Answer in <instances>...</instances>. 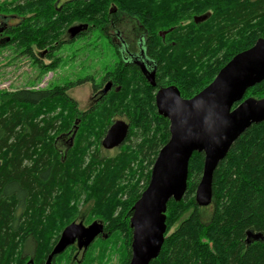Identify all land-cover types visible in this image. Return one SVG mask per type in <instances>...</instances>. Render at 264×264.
Masks as SVG:
<instances>
[{
    "label": "trees",
    "instance_id": "obj_1",
    "mask_svg": "<svg viewBox=\"0 0 264 264\" xmlns=\"http://www.w3.org/2000/svg\"><path fill=\"white\" fill-rule=\"evenodd\" d=\"M93 1L0 4V48L10 45L34 61L32 46L45 51L71 23L101 28L110 9L129 11L128 0ZM72 6L85 9L70 17ZM140 12L138 22L151 35L158 39L159 30L165 33L161 44L168 47L158 65L161 87H176L184 99L209 85L236 54L264 39V0H161V10ZM202 16L207 19L194 23ZM96 17H101L98 25ZM15 19L19 22L11 25ZM52 33H58L56 38ZM116 69L117 65L109 75L119 91L102 96L82 113L56 90L1 95L0 264L16 263L15 254L26 235L32 236L37 262L43 264L53 248V236L73 223L82 196L84 203L93 204L91 216L107 223V240L114 232L126 238L128 264L131 208L148 184L158 151L168 141L169 123L157 114L152 89L140 73ZM245 98L264 99V80L248 89ZM115 117L128 122L124 141L128 145L118 156L100 158L99 149L91 151V146L101 140ZM74 120L78 123L73 126ZM56 132L72 137L64 151L57 149ZM202 168L203 154L193 153L186 191L179 202L167 203L164 241L149 264H264V122L243 132L214 170L207 222L194 199ZM126 171L134 180L140 174L129 189L120 185ZM142 178L144 185L138 191ZM125 192L129 201L113 219L121 206L118 196ZM248 232L262 237L247 241ZM58 238H53L54 245Z\"/></svg>",
    "mask_w": 264,
    "mask_h": 264
},
{
    "label": "water",
    "instance_id": "obj_2",
    "mask_svg": "<svg viewBox=\"0 0 264 264\" xmlns=\"http://www.w3.org/2000/svg\"><path fill=\"white\" fill-rule=\"evenodd\" d=\"M206 19V16L195 17L193 21L199 23ZM86 28L85 24L72 26L67 34L74 38ZM2 31L3 27L0 33ZM164 34L161 33L162 38ZM263 80L264 39H258L251 48L236 54L212 82L193 97L182 98L174 86L161 88L156 93V111L168 120L169 138L156 155L146 188L131 208L128 264H149L158 257L166 232L167 203L170 200L179 202L184 196L188 162L193 153L203 154L202 174L194 199L199 207L209 205L214 170L243 132L264 122V99L245 98L246 91ZM109 87L110 84H106L105 91ZM127 133V124L114 122L106 131L101 147L105 150L120 147ZM99 235L107 237L100 221L86 227L81 223L68 225L61 232L46 264L75 240L80 243V248L87 249ZM261 237L258 233H247V241Z\"/></svg>",
    "mask_w": 264,
    "mask_h": 264
},
{
    "label": "rangeland",
    "instance_id": "obj_3",
    "mask_svg": "<svg viewBox=\"0 0 264 264\" xmlns=\"http://www.w3.org/2000/svg\"><path fill=\"white\" fill-rule=\"evenodd\" d=\"M23 1L24 0H0V4L10 2L15 4L21 3L22 5ZM63 1L67 0H61V2ZM150 1L152 2V0H128V12L117 9L115 14L111 13L108 19L105 20L106 23L101 26L99 25L101 28H95L91 24L83 34L79 35V37H74L69 40V35L66 33L67 30L72 26L80 24V22L76 21L71 23L63 33L60 34L57 40L47 45L45 51L37 50L32 46L31 50L36 57L34 61L24 56L19 49L17 52H14L10 45L9 47L5 46L0 48V97L5 93L10 94L18 90H56L58 93H64L70 101L74 102L77 111L80 113L87 111L92 106L95 95L102 86L103 79L109 77L115 65L116 56L105 36V34L112 33V29L110 28L111 20H115V24L119 26L118 28L124 33L125 39H133L137 31L136 25L138 21L136 20L137 16L133 17L131 12H137L136 15H141L140 11L134 9H150L149 11H153L161 8L155 1L152 3ZM99 2L98 0L93 1L94 4ZM147 2H149V4H147ZM84 9V6H72L71 9H68L70 12L67 10L66 12L70 13L71 17L72 15L75 16L76 13H80L81 15ZM132 17L135 20H132ZM100 18L101 17L94 18L96 25H98L96 21L99 22L98 20H100ZM1 22L2 21H0V25ZM18 22L19 20L15 19L11 21L10 24L15 25ZM138 24H140V22H138ZM61 31L59 33H61ZM57 35L58 33H52L51 37L56 38ZM3 36L8 37V35ZM77 121H73V126ZM57 125L59 127L60 122ZM54 134L56 136L55 142L58 147L57 149H60L61 152L68 148L72 141V137L67 133H59L60 135H58L56 132ZM103 138L104 136L101 137L98 143L91 146V151H94L95 148L99 149L98 156L100 158L118 156L122 149L128 145L124 142L125 144H121L120 147L105 150L101 147ZM126 173L128 174H125V180L120 182V185L123 188L129 189V185L135 182L140 174L136 175L134 180V178L131 179L129 171H126ZM144 174H146V170H144L143 177ZM143 185L144 180L142 178L140 183H138V191L142 189ZM128 197L126 192L118 196V201L121 203V206H118L114 211L112 216L113 219L119 217L122 211V205L129 201ZM92 205V202L84 203L82 196L78 202V210L73 219V223L76 225L81 223L86 227L94 221H100L91 216L90 211ZM199 213L202 221L207 222L212 213L211 204L199 207ZM100 222L103 226V234L106 235L107 223ZM172 230L173 229H171L169 233ZM60 234L61 233L55 234L53 238L60 237ZM53 238L51 240V248L55 246ZM108 238L109 237L104 238L102 236L97 237L91 245L88 246L87 252L85 251V257H83L84 253H82V250L75 252V250L71 248L67 249L61 254L56 255L54 264H125V260L128 257L126 238L117 234V232L112 233L109 240H107ZM35 245L32 236L26 235L15 254L14 261L16 263L14 264H22L23 261L28 260V258L31 257L30 255ZM74 257L76 258L75 260ZM130 257L131 252L128 261H130Z\"/></svg>",
    "mask_w": 264,
    "mask_h": 264
},
{
    "label": "flooded vegetation",
    "instance_id": "obj_4",
    "mask_svg": "<svg viewBox=\"0 0 264 264\" xmlns=\"http://www.w3.org/2000/svg\"><path fill=\"white\" fill-rule=\"evenodd\" d=\"M153 1H155L159 5V7H161V0H152V2ZM147 4H149V2H147ZM134 10H138V11L142 10L144 12V15H145L147 12H149L150 9H140V10L134 9ZM111 13L115 14L116 9L115 8L110 9V14ZM136 13L137 12H135V13L131 12V15L133 17H135ZM133 17L131 19L135 20ZM136 20L138 21V18ZM2 25L4 26V24H2ZM79 25H81V24H79ZM136 26H137L136 27L137 31L134 29L136 31V33L134 34L133 39L128 40V39H125L124 33L118 28L119 26H117L115 24V20H111L110 28L112 29V33L111 34H109V33L105 34V36L107 37V39H108L107 42L113 48V52L116 56V61H115V65H114V66L117 65L116 70H118L120 72L122 70L123 71L134 70V71H137L138 73H140V76L145 81L146 85L152 89L151 95L153 97V104L155 106V95H156V93L161 88L169 87V86L161 87V75H160L159 69H158L159 68L158 65L161 64V60H162V52L168 46L164 43L161 44V40L164 39V37L163 38L161 37V30H159L157 32V36L159 38L156 39L154 37V35H151L150 32L148 30H146L142 25L138 24V22H137ZM86 30H87V28H86ZM85 31H81L75 37H79V35L83 34ZM164 36H165V34H164ZM68 39L71 40L73 38H69V36H68ZM171 45L173 46V43H171ZM149 77L151 79L150 81L153 84H151V82L148 80ZM131 80H132V77H131ZM106 84H110V87L108 88L107 91H105ZM119 89L120 88L118 85L114 86V82L111 80L110 75H109V77H105V79H103V83H102L101 88L98 89V91L95 95L92 106L95 105L100 100V98L102 96L108 94L111 91L117 92V91H119ZM37 91H41V90H37ZM155 109H156V106H155ZM116 121H123L125 124H127V126H129L128 122L126 120H124L123 117H121V118L115 117L112 124ZM99 236H102V235H99ZM79 244L75 240L74 243L72 245L68 246L64 251L71 248V249L75 250V252L82 250V253H84L86 251V249H83L82 247L80 248ZM52 250H53V248H52ZM52 250L48 254H46L43 264H46L48 256L51 254ZM30 256L31 257L28 258V260L23 261L22 264H39L37 262L36 245H35L33 252ZM55 257L52 258L50 264H54V258ZM21 259L23 260L22 257H21ZM75 259L76 258L74 257V260Z\"/></svg>",
    "mask_w": 264,
    "mask_h": 264
}]
</instances>
